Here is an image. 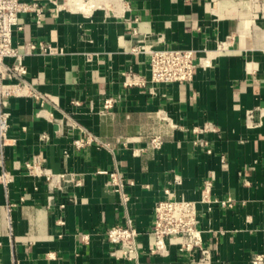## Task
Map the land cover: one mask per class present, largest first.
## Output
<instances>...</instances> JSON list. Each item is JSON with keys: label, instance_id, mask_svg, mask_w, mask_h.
<instances>
[{"label": "crops", "instance_id": "obj_1", "mask_svg": "<svg viewBox=\"0 0 264 264\" xmlns=\"http://www.w3.org/2000/svg\"><path fill=\"white\" fill-rule=\"evenodd\" d=\"M31 1L44 13L40 21L21 15L13 42L22 52L50 43L55 54L25 57L40 98L20 97L8 108L0 176L9 172L13 182L7 190L0 184V264H196L200 253L178 246L167 257L150 253L155 205L168 189L198 203V230L214 263L252 264L264 255V117L257 128L246 123L247 111L264 109V0H86L83 10L60 12L49 0ZM142 38L172 49L215 51L220 42L226 49L192 83L151 91L124 85L130 71L149 78L148 58L131 52ZM205 123L218 129L201 136L210 154L192 131ZM89 135L98 142L78 148ZM36 155L54 173L81 177L76 202L27 173ZM205 181L210 206L199 203ZM128 219L140 233L136 262L113 257L106 238Z\"/></svg>", "mask_w": 264, "mask_h": 264}, {"label": "built area", "instance_id": "obj_2", "mask_svg": "<svg viewBox=\"0 0 264 264\" xmlns=\"http://www.w3.org/2000/svg\"><path fill=\"white\" fill-rule=\"evenodd\" d=\"M259 1V0H257ZM256 1V2H257ZM55 5L56 12L63 10H83L86 8V0H49ZM34 13L40 21L44 7L37 1L31 0H0V158L5 159V148L8 145L10 131V113L8 111L12 100L33 96L40 98L39 93L28 81V69L25 65V57L33 52H40L43 55H54L55 49L50 43H28L24 52L13 42L14 32L21 29L20 17L23 14ZM134 34H137L134 31ZM226 43H218L215 51L207 48L202 50L184 48H165L159 42H151L147 38L139 39L132 48L135 57L145 55L149 62V78L134 72L125 73L124 85L127 87H152L155 85L192 83L199 69L209 68L212 59L225 51ZM114 100L109 98L105 101L106 110L113 107ZM264 117V109L257 108L247 111L246 123L250 128H257L261 125ZM81 131H85L80 127ZM196 135L195 144L212 153L209 142L201 136L207 133L218 132V129L205 123L202 127L193 130ZM98 142L95 136L89 135L85 140L75 142L78 148L86 144ZM125 145V144H124ZM102 147L108 145L101 144ZM151 146L155 151L162 149L163 142L160 137L151 140ZM27 173L39 180L46 182L50 193H61L65 196L66 202H76L75 191L82 186L81 177L73 173H54L46 166L45 159L41 155L34 156L26 163ZM111 182L122 186L118 173L110 175ZM13 182V176L4 171L0 176V184L7 190ZM212 184L209 181L204 183V194L200 204L212 205L210 199ZM74 191V193H73ZM164 198L157 201L154 209V220L151 234L155 238L154 245L149 249L152 255L169 256L170 246H178L181 252L200 253L196 264H217L213 261V254L210 249L203 247L201 232L198 230V203L187 199H177L175 194L166 190ZM223 206H231L228 202H221ZM14 205H8L10 212ZM65 203L61 204V208ZM210 209V207H209ZM107 241L112 245L111 255L119 261L136 262L139 258L140 233L128 219L125 224L116 225L106 232ZM252 264H264V255L256 254L252 258Z\"/></svg>", "mask_w": 264, "mask_h": 264}]
</instances>
